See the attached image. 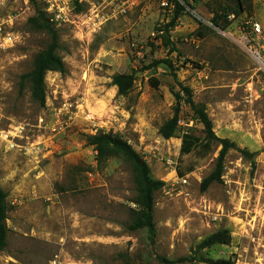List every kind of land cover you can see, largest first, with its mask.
<instances>
[{
    "label": "rangeland",
    "instance_id": "1",
    "mask_svg": "<svg viewBox=\"0 0 264 264\" xmlns=\"http://www.w3.org/2000/svg\"><path fill=\"white\" fill-rule=\"evenodd\" d=\"M172 1L84 0L74 24H52L65 72L46 75L45 106L22 76L50 38L30 26V0L0 1V20L15 17L17 37L0 50V187L11 206L0 264H162L159 258L189 255L221 230L232 242L212 248L210 258L264 264V73L245 29L261 25L264 52V0H193V9L179 0L185 11L177 20ZM231 10L238 15L230 26L216 27L213 18ZM118 74L136 78L126 96L113 85ZM185 88L217 138L236 144L221 181L206 190L222 147L204 146ZM177 95L183 125L166 140L159 131L173 118ZM101 132L128 142L153 179L165 182L155 193L154 244L147 230H129L137 211L131 165L120 156L99 163L88 144ZM188 132L200 143L182 155ZM161 158L176 161V172Z\"/></svg>",
    "mask_w": 264,
    "mask_h": 264
},
{
    "label": "trees",
    "instance_id": "2",
    "mask_svg": "<svg viewBox=\"0 0 264 264\" xmlns=\"http://www.w3.org/2000/svg\"><path fill=\"white\" fill-rule=\"evenodd\" d=\"M193 0H181L187 7L193 9ZM35 10V16L29 19L30 26L36 30L45 32L50 38L49 46L41 51L35 58L33 69L28 74L22 76V82L30 85L32 98L38 102L41 106H45L46 103V75L49 72H65V65L62 58L58 55L60 48L59 33L56 28L50 23L43 6L38 0H30ZM179 0H173L172 3L175 5V20L185 11V7ZM231 15H238L237 12L231 10L225 16H219L218 14L213 18V23L216 27L221 30H226L231 21L229 17ZM175 27L174 22L170 26ZM169 28L164 27L163 29L157 30L158 33H168ZM167 63V62H158ZM136 78L133 74H118L113 77V85L118 88V94L120 96H126L132 90L135 84ZM151 83L154 87H158V81L152 79ZM189 99L187 103L191 106L195 119L198 123L203 124L207 141L204 146L208 150L211 149L214 142H219L221 145V151L218 158V163L215 171L202 183L203 190H206L213 182L221 181L224 160L228 153L232 149H236V144L228 139L217 138L213 122L209 118L206 109L204 107H198L192 101V92L190 89L185 88ZM178 104L175 108V113L172 119L167 121L160 128V135L166 139L177 138V133L181 130L179 126L180 121V105L184 98L177 95ZM88 144L94 147L97 152V160L102 163L109 157H122L132 167L133 179L137 188V197L134 200L137 205V211H135L132 223L129 226L130 231L147 230L149 233L150 241L152 244L155 243L157 236L156 223L154 218L155 211V193L161 190L165 186V182L154 180L151 175V169L147 161L130 145L128 142L123 140L120 136L109 132H101L96 135L87 136ZM200 143V140L192 134L185 133L182 136L181 154H190L196 146ZM246 156H251L250 153L243 151ZM183 176L182 174H179ZM11 206L8 201V194L0 187V252L4 251L8 246V227L7 220ZM232 242L231 233L228 230L218 231L207 239L199 243L195 248L192 249L191 254L177 258L168 259L165 257L159 258L162 264H236L231 260L218 259L214 260L209 257V252L212 248L217 246L230 245Z\"/></svg>",
    "mask_w": 264,
    "mask_h": 264
},
{
    "label": "built area",
    "instance_id": "3",
    "mask_svg": "<svg viewBox=\"0 0 264 264\" xmlns=\"http://www.w3.org/2000/svg\"><path fill=\"white\" fill-rule=\"evenodd\" d=\"M2 1V0H0ZM43 6L44 11L51 24L57 28H62L69 23L74 24V17L78 16L76 12V6L83 3L84 0H38ZM73 20V21H72ZM15 17H9L7 21L0 20V50H4L7 47L13 46L16 43V35L12 32L15 26ZM246 30L250 31V36H254L256 39L249 41V49L253 54L254 59L260 67V70L264 73V52L262 51V38L263 29L260 24L247 22L245 26ZM183 124L179 121V126ZM156 158V156L154 155ZM162 162H165L166 166L173 169L176 172L178 163L168 158H161ZM56 264L57 261H54Z\"/></svg>",
    "mask_w": 264,
    "mask_h": 264
}]
</instances>
